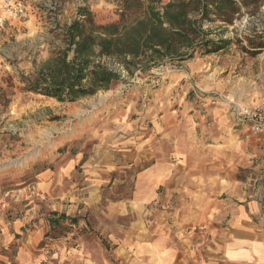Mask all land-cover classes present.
Returning <instances> with one entry per match:
<instances>
[{
  "label": "rangeland",
  "instance_id": "rangeland-1",
  "mask_svg": "<svg viewBox=\"0 0 264 264\" xmlns=\"http://www.w3.org/2000/svg\"><path fill=\"white\" fill-rule=\"evenodd\" d=\"M25 1L27 16L0 35V264H123L129 254L121 242L138 225V195L153 187L156 158L170 162L175 147L203 138L205 113L219 102L264 98V49L251 56L241 48L253 28L264 33V5L226 26L233 43L225 50L125 73L108 90L62 102L23 90V79L64 47L79 6L98 24L116 21L119 7ZM170 205H154L156 216ZM54 212L78 219L59 238L48 234Z\"/></svg>",
  "mask_w": 264,
  "mask_h": 264
},
{
  "label": "crops",
  "instance_id": "crops-1",
  "mask_svg": "<svg viewBox=\"0 0 264 264\" xmlns=\"http://www.w3.org/2000/svg\"><path fill=\"white\" fill-rule=\"evenodd\" d=\"M219 104L205 113L203 138L154 161L138 225L121 242L123 264H264V144L251 121ZM167 201L156 216L153 206Z\"/></svg>",
  "mask_w": 264,
  "mask_h": 264
},
{
  "label": "trees",
  "instance_id": "trees-1",
  "mask_svg": "<svg viewBox=\"0 0 264 264\" xmlns=\"http://www.w3.org/2000/svg\"><path fill=\"white\" fill-rule=\"evenodd\" d=\"M108 1L119 7V18L98 24L87 5L79 6L64 28V47L23 79V90L74 102L110 89L125 73L134 76L220 52L233 43L225 37L226 26L245 13L256 16L264 5V0ZM251 32L241 48L256 56L264 49V33ZM77 223L76 217L54 212L48 234L59 238Z\"/></svg>",
  "mask_w": 264,
  "mask_h": 264
},
{
  "label": "built area",
  "instance_id": "built-area-1",
  "mask_svg": "<svg viewBox=\"0 0 264 264\" xmlns=\"http://www.w3.org/2000/svg\"><path fill=\"white\" fill-rule=\"evenodd\" d=\"M28 10L29 5L25 0H0V35L7 23L27 16ZM226 103L237 109L240 117L252 122L254 134L264 144V98L246 104L229 100Z\"/></svg>",
  "mask_w": 264,
  "mask_h": 264
}]
</instances>
